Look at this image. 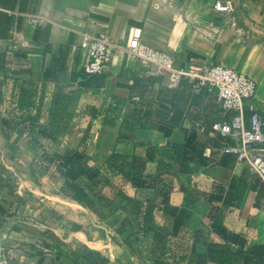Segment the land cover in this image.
<instances>
[{
	"label": "crops",
	"instance_id": "0c3cea01",
	"mask_svg": "<svg viewBox=\"0 0 264 264\" xmlns=\"http://www.w3.org/2000/svg\"><path fill=\"white\" fill-rule=\"evenodd\" d=\"M217 1L0 0V120L13 127L6 137L0 126V238L12 264L263 261L264 183L218 150L210 129L224 113L214 95L124 49L138 27L177 67L234 68L257 82L246 106L264 113V0H235L243 42ZM101 33L118 48L104 75L88 78L80 43ZM188 137L182 170L172 145ZM72 150L109 178V206L95 202L96 212L65 192V175L45 156ZM78 182L90 193L85 177ZM166 205L190 214L177 232ZM215 216L238 244L214 230Z\"/></svg>",
	"mask_w": 264,
	"mask_h": 264
},
{
	"label": "built area",
	"instance_id": "2783aa9c",
	"mask_svg": "<svg viewBox=\"0 0 264 264\" xmlns=\"http://www.w3.org/2000/svg\"><path fill=\"white\" fill-rule=\"evenodd\" d=\"M236 7L235 0H219L215 5L226 18L227 27L243 42L247 36L234 16ZM80 46L89 51L81 70L88 78L104 75L118 48L103 33L85 35ZM124 49L127 55L150 63L159 74L169 73L189 81L194 93H212L224 113V118L210 129L211 137L219 143L218 150L235 155L238 163L264 183V113L246 106V102L256 99L258 91V84L252 77L217 62L201 67H177L168 51L142 42V30L138 27L128 30ZM0 264H12L1 238ZM259 264H264V259Z\"/></svg>",
	"mask_w": 264,
	"mask_h": 264
},
{
	"label": "trees",
	"instance_id": "16d2710c",
	"mask_svg": "<svg viewBox=\"0 0 264 264\" xmlns=\"http://www.w3.org/2000/svg\"><path fill=\"white\" fill-rule=\"evenodd\" d=\"M26 104L27 103L25 101V91H22L20 97V108H23ZM23 120H33V118L28 116L27 118H23ZM0 126L2 127V132L4 133V135L6 137L9 136V130L13 129L12 123L6 119H2L0 120ZM189 143L190 139L188 137L183 145H172L174 155L176 159L180 162L182 170L188 169V163L186 161L189 159V156L187 155ZM45 158L49 162L56 163L60 167L67 179L65 192L74 201L82 205L88 206L96 212L98 209L95 206V202H99L104 206L110 205V199H108L103 194V188L110 184V180L104 173H102V171L95 168H89L86 165L85 161L87 159V155L84 151L72 150L67 152L65 155L46 154ZM116 159L117 155H112L108 165L112 167V164L114 163V161H116ZM80 177H85L87 179V188L89 189L90 193L87 192V190L84 189V187H82L78 182ZM132 180L134 183H136V177H133ZM164 203H167V200H165ZM164 211L169 215L175 217L176 232L179 230V227L183 224V222L187 221L190 218V214L187 211L178 210L177 208L169 207V205H166L164 207ZM212 218L214 230L218 234L222 235L227 241L238 244L239 237L234 234H228L227 230L221 224L218 216Z\"/></svg>",
	"mask_w": 264,
	"mask_h": 264
},
{
	"label": "rangeland",
	"instance_id": "374dc122",
	"mask_svg": "<svg viewBox=\"0 0 264 264\" xmlns=\"http://www.w3.org/2000/svg\"><path fill=\"white\" fill-rule=\"evenodd\" d=\"M0 146H1V144H0ZM15 152H12V154H14Z\"/></svg>",
	"mask_w": 264,
	"mask_h": 264
}]
</instances>
